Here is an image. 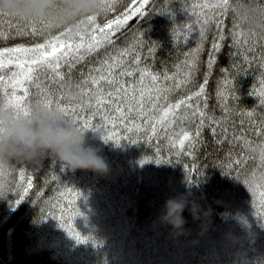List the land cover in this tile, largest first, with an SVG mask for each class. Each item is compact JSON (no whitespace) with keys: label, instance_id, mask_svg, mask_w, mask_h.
<instances>
[{"label":"trees","instance_id":"1","mask_svg":"<svg viewBox=\"0 0 264 264\" xmlns=\"http://www.w3.org/2000/svg\"><path fill=\"white\" fill-rule=\"evenodd\" d=\"M210 2L147 0L138 15L140 0H99L94 15L57 28L0 13V106L13 96L43 106L51 88L108 166L72 171L45 157L0 169V264H264V24L242 27L231 4L217 19ZM255 4L264 13V0ZM126 13L113 43L67 58L71 79L53 82L43 66L29 77L22 65L34 53L11 51L57 37L79 43ZM97 68L134 88L81 86ZM201 85L192 107L161 123L166 105ZM186 191L203 215L194 221L186 207L176 235L160 216Z\"/></svg>","mask_w":264,"mask_h":264},{"label":"clouds","instance_id":"2","mask_svg":"<svg viewBox=\"0 0 264 264\" xmlns=\"http://www.w3.org/2000/svg\"><path fill=\"white\" fill-rule=\"evenodd\" d=\"M230 4L242 27L254 30L258 18L264 24V13L256 7L255 0H230ZM98 8L99 0H0V13L25 22L43 21L50 28L73 25L81 17L94 15ZM70 98L74 102L78 99L71 92ZM26 112L25 115L0 106V169L14 162L36 163L51 157L72 171H107L108 166L97 154L98 150L86 143V130H81L58 108L34 105ZM190 195L186 191L164 203L160 220L176 235L185 232L182 213L186 207L194 221L203 215L198 204L189 199Z\"/></svg>","mask_w":264,"mask_h":264},{"label":"snow or ice","instance_id":"3","mask_svg":"<svg viewBox=\"0 0 264 264\" xmlns=\"http://www.w3.org/2000/svg\"><path fill=\"white\" fill-rule=\"evenodd\" d=\"M147 0H140L139 7L135 8V13L138 15H143V4L146 3ZM229 5L230 0H214V2H210L208 5H205L208 10L212 11L213 16L218 19L216 14L219 12L221 15H225L229 11ZM101 7H105L104 5H101ZM264 11V9H262ZM130 14H125L122 17H119L115 20H113L111 23H108L102 27H94L92 29V32L89 34V37L87 40H85L83 37L80 38L79 43L74 42H65L61 38L57 37L54 39H49L46 43H41L37 45L35 48L31 49H14L11 51L19 52H32L34 53L33 57L26 61L22 67H25L28 69L29 77H31L33 72L39 71L40 67L43 66L46 69H48L50 73V79L54 82L57 77L60 79H71V71L73 68V62L69 61L67 58L72 56L73 53H77L76 59H81L83 57V54L85 51L88 53H91L93 50H98L104 42L107 43H113L115 34L119 31V29L127 23L128 19H130ZM219 44L213 45V50L219 51ZM51 49V51H49ZM125 55V53H121V58ZM64 61L62 64L61 61ZM115 61L116 58H113ZM109 62L106 61L105 64L107 65ZM209 63H214V60H210ZM20 66V65H18ZM115 66V64H113ZM62 67L68 68V72L62 73L61 69ZM95 76H92L90 79L83 80V84L81 86H89L94 87V89H98L100 92H103L102 84L107 83L109 85H115L114 92L118 95L121 91H126L129 87L134 88V85H129L127 82L123 85L118 84L115 79L113 78V73L111 70H109L105 74H100V69H95ZM121 75L125 76H132L133 73L131 71L123 72ZM143 75H147V73H144ZM151 79L153 81L157 80V77L152 76ZM203 92V85L200 86V91L196 92L194 96H189L186 100H181L179 103H176L174 105H166L165 109L162 111V117L163 120L161 123L167 121L168 116L175 115V110L187 106L192 107L191 101H194L196 98H199V96ZM49 95L45 98V102L43 103V106L46 108H52V105L55 104L56 108H58L61 112L64 113V115L72 120L74 123H77L74 119H71L69 110L65 107H61L59 103L56 101V97L54 94H52L51 88L48 89ZM88 96H92V92H86L85 93ZM113 95L112 92L107 93V97L111 98ZM143 93H140L138 98V106L143 107ZM93 99H96L99 103H105L106 100L103 96H97L93 97ZM6 107L13 108L23 114H27L26 108L24 107V104L22 101L15 99V97H11L6 104ZM128 111H132L133 109L129 108ZM75 109H73V112ZM120 111H124V109H120ZM198 111V110H197ZM78 124V123H77ZM79 125V124H78ZM80 127V126H79ZM89 127V125L86 123L84 125V128ZM81 130H84L80 127ZM183 139L181 140V143H183L184 140L189 139V136L187 133L182 134Z\"/></svg>","mask_w":264,"mask_h":264}]
</instances>
